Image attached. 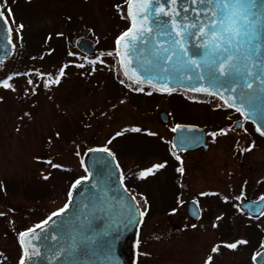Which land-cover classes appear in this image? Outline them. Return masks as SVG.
<instances>
[{
  "label": "rangeland",
  "instance_id": "374dc122",
  "mask_svg": "<svg viewBox=\"0 0 264 264\" xmlns=\"http://www.w3.org/2000/svg\"><path fill=\"white\" fill-rule=\"evenodd\" d=\"M127 1L0 0L13 29L0 67V264L20 263V233L66 204L86 174L82 151L100 146L116 155L145 213L137 264H254L264 213L252 217L238 205L264 193V137L249 123L237 128L239 117L217 98L161 95L127 81L115 55ZM81 36L94 41V54L75 47ZM176 123L204 127L208 150H176ZM146 140L161 152L136 157ZM192 199L200 220L179 213Z\"/></svg>",
  "mask_w": 264,
  "mask_h": 264
},
{
  "label": "water",
  "instance_id": "95a60500",
  "mask_svg": "<svg viewBox=\"0 0 264 264\" xmlns=\"http://www.w3.org/2000/svg\"><path fill=\"white\" fill-rule=\"evenodd\" d=\"M129 3H127L126 14L130 21L129 27L122 32L115 42V50L121 52L117 55L118 63L123 75L134 82L153 87L160 92L167 93L175 89H182L193 93H201L218 97L226 106L228 101L235 100L239 105L240 88L231 92L220 88L218 84L208 79L209 73L214 72L222 62H227L229 56H234L231 63L239 72L235 76L219 77L220 81L232 83L237 81L239 85L251 82L252 89H243L246 94L255 97L252 107L256 110L255 118L247 117L249 106H242L244 115L241 116L251 121L255 128L260 127L264 131V0H256L253 11L256 16L261 17L255 26V37L249 46L247 38L239 40L232 39V34L226 31L230 26L236 27L243 24V20L232 17L231 20L224 19L222 25L215 29L208 27L209 17L201 14L197 19L196 11L203 5H194L191 0H178L171 4L170 0H151V7L163 8L165 11H179L180 16L173 19L181 24L188 25L187 31L195 33L186 41L181 39L184 47L188 50L187 56H182L178 48H173L169 43L171 37L167 35L153 34L152 38L138 46L139 50L133 55L126 57L123 50V42L117 45V40L133 27V19L129 15ZM0 9H2L0 4ZM187 9V12L184 11ZM136 4H132L133 13L137 12ZM231 14V8L227 10L226 16ZM253 16V19H256ZM149 18L152 19L151 12ZM162 21L169 20L168 16L157 17ZM235 21V23H233ZM139 23V21H137ZM196 24V28L191 25ZM204 25L206 35H200V26ZM155 27V25H153ZM177 31L181 30L179 27ZM215 33V37L213 36ZM243 42V47L238 52L236 45ZM196 45H207L206 48H198ZM76 48L88 55L95 52V43L86 37H79L75 42ZM168 51L164 52L163 49ZM202 53H207L203 55ZM12 54V43L10 34L6 31L5 24L0 22V67L4 59ZM162 56H172L174 63L180 57V62L196 60L202 67L199 72L205 79L196 78L197 73L192 71L191 64L180 68L173 75L164 78V74L158 70L144 72V68L156 63H164L160 60ZM250 57L246 59L245 57ZM212 61H215L213 64ZM249 71L254 75L249 76ZM196 89V90H194ZM236 110L235 106L229 107ZM160 119L167 123L169 115L161 111ZM247 117V118H246ZM239 123L237 124V126ZM261 133V132H259ZM207 133L202 127L190 124H177L173 129L172 144L180 151H189L202 148L208 150L206 143ZM107 148H93L83 151L82 161L87 176L79 178L72 184L67 210L60 216H54V212L47 219L22 233L19 243L23 250L26 264H136L137 251L136 242L140 226L143 222L142 208L135 196L124 184L122 171L114 154ZM264 194L257 199L245 198L239 203V209L252 216H259L264 212ZM187 213L193 220H199L202 212L195 200L187 204ZM180 213L184 210L180 209ZM42 226V227H40ZM27 251L28 259L25 256ZM37 253V254H33ZM254 264H264V246L254 256Z\"/></svg>",
  "mask_w": 264,
  "mask_h": 264
},
{
  "label": "snow or ice",
  "instance_id": "6c2138e0",
  "mask_svg": "<svg viewBox=\"0 0 264 264\" xmlns=\"http://www.w3.org/2000/svg\"><path fill=\"white\" fill-rule=\"evenodd\" d=\"M178 0H170L171 4H176ZM128 3L130 5L129 7V15L133 19V27L129 31L125 32L118 40L117 45L120 46L123 42V50L124 55L126 57L133 56L138 50V46L140 44L146 43L148 40H150L153 36V34H160V35H167L171 37L169 40V43L173 46V48H178L180 54L182 56L188 55V50L184 47V43L181 42V39L187 40L195 35L193 32L187 31L188 25L181 24L180 21L173 19V16L179 17L180 12L175 11L174 13L171 11H165L163 8L157 7L155 9H152L151 7V0H128ZM135 3L137 7V12L133 13L132 11V4ZM191 3L194 5H203V8H200L196 11L197 19H199V16L201 14L209 17V24L208 27L211 29H215L218 25H222L224 23V19L231 20L232 17H238L239 19L243 20V24H240L239 26L232 27L230 26L226 31H229L232 34V39L239 40L240 38H247V43L249 46L251 45L254 37H255V26L257 23V20H259L261 17L256 16V13L253 11L256 0H191ZM231 8V14L226 16V12L228 9ZM185 12H187V9H184ZM149 12H151L152 19L149 18ZM11 9H8V17H11ZM160 16H168L169 20L162 21L158 19L157 17ZM256 16V19H253L252 17ZM139 21V23H137ZM0 22H3L5 24L6 31L11 34L12 28L9 26V20L5 17V13L2 9H0ZM12 23H14V19L12 20ZM235 23V21H233ZM155 25V27H153ZM22 28L23 26H19ZM180 28L181 30L177 31V28ZM192 28H196V24L191 25ZM200 35H206V32L204 31V25L200 26ZM213 36L215 37V33H213ZM198 48H206L207 45H196ZM236 51H240L243 47V42L238 43L236 46ZM164 52H167L168 49H163ZM118 56L121 55L120 51H117L116 53ZM203 55H207V53H202ZM246 59H250V57H245ZM172 56H162L160 57V60L164 63H156L154 65H151L150 67L144 68V72H149L158 70L159 73L164 74V78L167 79L168 76L173 75L176 71H178L180 68L185 67L188 64H191L193 66L192 71L197 73L196 78L199 80L205 79L202 73L199 72V69L202 67L201 64H197L196 60H188L184 63L180 62V57L178 56L176 58V61L174 63L169 64V61H172ZM233 59H236L234 56H229L227 58V62L220 63L216 70L214 72L209 73L208 79L213 81V83L218 84L220 88H225L226 90H229L231 92H236L238 87L241 89L239 96L236 98L239 100V105L236 104L235 100H229L228 105L229 107L235 106L236 111L241 112L242 115H244V111L242 110V106H249V111L247 113V117L255 118L256 116V110L254 107H252L255 103V97L249 94H246V92L243 89H252L253 85L251 82H245L243 85H239L237 81H233L232 83H227L225 81H220L217 79V76L219 77H227L229 75L235 76L236 73L239 72V69H236V72L234 73L232 69L235 67L231 61ZM214 64L215 61H212ZM63 74V70L61 69V75ZM249 76L254 75L253 72L249 71ZM10 79V78H9ZM55 83H59V79L57 78ZM31 83V81H29ZM134 83H140L139 80H134ZM4 87H9V84L7 81H3ZM196 90V89H194ZM246 117V118H247ZM264 118V117H262ZM132 131H139V129H132ZM258 132H261L262 135H264V131H261L260 127L257 128ZM122 133H117V135H121ZM101 151H107V149H103ZM179 159V157H177ZM47 163L51 164V161H47ZM164 165H155V168H161ZM53 167H59L58 165H53ZM153 170L149 169L145 172L140 173V177L143 178L149 174H151ZM179 171H183V169H179ZM47 179V177H45ZM264 199V198H262ZM67 210V206L65 209H61L57 213H54V216H60ZM141 216L144 215V213H140ZM51 219V217L49 218ZM47 223V221H45ZM42 227V226H40ZM25 234L22 233L21 236H24ZM240 243H244L241 241ZM236 244L226 245V247L229 248H236ZM217 247H214L212 249V252H216ZM37 254V253H33ZM25 256L30 259L31 257L28 256L27 251L25 252ZM20 264H26V259L22 258L20 260Z\"/></svg>",
  "mask_w": 264,
  "mask_h": 264
},
{
  "label": "trees",
  "instance_id": "16d2710c",
  "mask_svg": "<svg viewBox=\"0 0 264 264\" xmlns=\"http://www.w3.org/2000/svg\"><path fill=\"white\" fill-rule=\"evenodd\" d=\"M61 57V56H60ZM59 57V58H60ZM172 104H175V102H172ZM131 140V139H130ZM132 141V140H131ZM145 143L148 145H143L141 148H138V150L137 151H135V155H136V157H138V158H143L144 159V157H147V156H151V155H157V154H159L160 152H161V150H160V148L159 147H157L154 143H153V141L151 140V141H149V140H146L145 141ZM137 158V159H138ZM127 186H128V184H127ZM129 187V186H128Z\"/></svg>",
  "mask_w": 264,
  "mask_h": 264
},
{
  "label": "flooded vegetation",
  "instance_id": "af4514ba",
  "mask_svg": "<svg viewBox=\"0 0 264 264\" xmlns=\"http://www.w3.org/2000/svg\"><path fill=\"white\" fill-rule=\"evenodd\" d=\"M230 112L235 113V114L239 117V119H240V115H239L237 112L232 111V110H230ZM239 119H238V120H239ZM243 122H244V121H243ZM243 122H242V123H243ZM2 259H3V260H7V256L3 255V256H2Z\"/></svg>",
  "mask_w": 264,
  "mask_h": 264
}]
</instances>
